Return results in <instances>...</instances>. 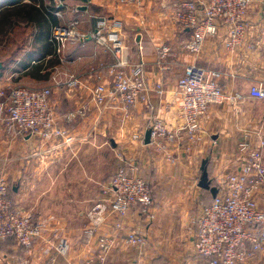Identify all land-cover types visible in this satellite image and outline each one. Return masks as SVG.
Here are the masks:
<instances>
[{
  "label": "crops",
  "instance_id": "crops-1",
  "mask_svg": "<svg viewBox=\"0 0 264 264\" xmlns=\"http://www.w3.org/2000/svg\"><path fill=\"white\" fill-rule=\"evenodd\" d=\"M8 1L0 0V5ZM174 9L173 0H146L140 8L117 0H65L63 16L55 15L57 25L79 19L78 29L84 33L95 31L99 19H110L108 34L122 39L130 62L144 61L154 108L140 102L129 117L121 104L100 114L90 100L88 87L98 82L92 70L113 61L112 54L93 38L68 43L58 54L56 43L49 41L54 27L41 35L39 26L24 21L17 30L0 32L7 43L13 41V46L0 45V89L16 83L50 86L57 123L67 131L65 137L49 142L38 134L12 136L0 114V178L12 183L18 207L46 225L42 239L32 249L0 244V264H100L99 239L117 233L116 218L103 220L101 216L108 212L112 199L104 186L126 169L127 162L136 163L151 184L155 217L150 221L136 207L131 209L124 220L126 232L143 233L147 244L130 247L115 241L105 264H207L195 252L193 224L200 207L213 199L208 189L199 186L202 163L208 161L209 177L216 185L220 173L237 168L240 142L258 146L264 139V99L249 96L253 86H264V0H255L249 10V28L240 48L226 50L222 30L206 41L198 57L182 49L191 31L180 27ZM112 20L122 25L116 26ZM165 44L172 45L173 52L162 69L159 48ZM45 50L49 51L46 57ZM32 51L28 58L33 60L25 64L24 58ZM190 63L223 72L225 90L246 98L237 109L228 103L212 106L202 125L203 143L189 154L184 143L170 146L177 157L170 161L145 143V135L153 115H160L169 128L182 122L175 89ZM72 75L82 82L75 89L67 85ZM103 79L110 80L105 71ZM158 82L164 84L163 94L154 91ZM85 106L88 111L78 114ZM137 134L140 140L135 139ZM96 209L100 214H95ZM94 225L98 229L87 243L85 228ZM63 239L69 246L65 254L56 250ZM250 264H264V252Z\"/></svg>",
  "mask_w": 264,
  "mask_h": 264
},
{
  "label": "built area",
  "instance_id": "built-area-1",
  "mask_svg": "<svg viewBox=\"0 0 264 264\" xmlns=\"http://www.w3.org/2000/svg\"><path fill=\"white\" fill-rule=\"evenodd\" d=\"M58 9L57 17L63 16L61 8L65 0H52ZM146 0H117L121 5L142 7ZM255 0H173L174 18L183 29L191 31L188 40L182 42L184 51L199 56L207 40L217 37L225 30L224 47L235 51L244 42L249 28V10ZM110 19L98 20L95 31L81 32L79 19L68 24L54 27L51 41L56 43V53L60 54L68 43L93 38L98 45L109 51L113 61L92 70L98 80L91 92V102L100 114L106 110L123 105L127 116L138 107L140 102L152 110L149 97L151 86L146 77L145 63H131L122 39L108 34ZM113 22V20H112ZM114 25L121 26L115 20ZM173 52L170 44L159 48V63L162 69ZM103 71L110 80L103 79ZM225 74L217 69L207 68L197 63L185 66L178 79L175 95L179 98L178 117L181 123L169 128L160 115H153L150 125L153 149L164 154L170 161L177 157L170 146L184 143L185 151L193 152L196 145L204 141L203 122L208 118L214 105L228 103L237 109L246 96L237 91L227 92L222 85ZM79 76L72 75L67 82L71 89L81 86ZM158 94L165 92L164 84L154 85ZM53 89L50 86L29 87L24 84H9L0 89V114L4 116L7 132L12 136L38 134L45 142L56 141L67 135V131L57 123L55 110L51 103ZM249 96L264 99V86H253ZM85 106L78 114H85ZM70 121V118L68 117ZM135 139L140 140V135ZM143 141V136L141 137ZM237 168L222 172L216 179L218 192L209 204L200 207L193 218L195 226V252L207 260V264H250L264 252V139L258 146L244 140L238 145ZM126 169L118 172L104 186L105 192L112 194L107 213L102 219L116 218L114 236H101L99 239L100 264H105L115 241L121 240L130 247H144L147 237L135 230L126 232L125 217L133 208L147 220L155 215L154 194L151 184L140 173L136 163L127 162ZM95 214H100L96 209ZM98 226L86 227L87 243L95 236ZM46 225L33 215L22 211L10 193L7 178H0V242L14 237L28 249L42 239ZM59 253L69 250L63 239L56 247Z\"/></svg>",
  "mask_w": 264,
  "mask_h": 264
},
{
  "label": "trees",
  "instance_id": "trees-1",
  "mask_svg": "<svg viewBox=\"0 0 264 264\" xmlns=\"http://www.w3.org/2000/svg\"><path fill=\"white\" fill-rule=\"evenodd\" d=\"M6 4V5H5ZM58 9L56 4L52 0H13L8 1V3H4V5H0V32H4L10 29V31H14L15 29H19L21 22L28 21L31 23H35L39 26L40 34L44 35L49 31L50 27H55L58 24V20L54 12ZM28 26V25H26ZM52 37V35L50 36ZM50 44H53L50 38ZM46 51V50H45ZM33 51L27 54L24 58V63H30L29 59L32 57ZM49 51L43 52L42 54L46 55ZM29 57V58H28ZM38 61V60H37ZM42 67V66H40ZM209 164L207 163V168ZM209 172V168H208ZM211 186H216L214 182L211 180ZM13 186L10 183V193L12 196ZM211 193L212 191L208 189ZM213 195V193H212ZM214 198V195H213ZM213 200V199H212ZM212 200L206 204L212 202ZM0 244H10L15 246L18 244L20 247L24 248L26 251L28 248L20 245L18 241L14 238H8L0 242Z\"/></svg>",
  "mask_w": 264,
  "mask_h": 264
},
{
  "label": "water",
  "instance_id": "water-1",
  "mask_svg": "<svg viewBox=\"0 0 264 264\" xmlns=\"http://www.w3.org/2000/svg\"><path fill=\"white\" fill-rule=\"evenodd\" d=\"M84 1H88V0H84ZM2 68H3V63L0 62V70H2ZM150 142H151V130L149 129L145 135V143L149 144ZM207 162H208L207 160H204L202 163V176L199 182V186L204 189H210L215 197L218 192V189L216 186H211V179L209 177Z\"/></svg>",
  "mask_w": 264,
  "mask_h": 264
},
{
  "label": "rangeland",
  "instance_id": "rangeland-1",
  "mask_svg": "<svg viewBox=\"0 0 264 264\" xmlns=\"http://www.w3.org/2000/svg\"><path fill=\"white\" fill-rule=\"evenodd\" d=\"M21 28H22V27H21ZM23 28H24V27H23ZM2 37H3V38H2ZM4 37H5V36H1V37H0V45H3V46H7V45H8V46H9V45L11 44V45L13 46V44H12L13 41L7 43V41L5 40ZM7 37H11V34H9ZM12 50H14V47L11 48V51H12Z\"/></svg>",
  "mask_w": 264,
  "mask_h": 264
}]
</instances>
